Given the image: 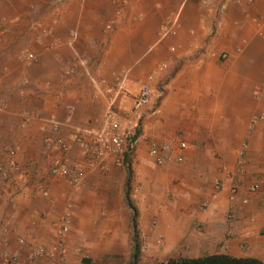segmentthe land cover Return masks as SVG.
Returning <instances> with one entry per match:
<instances>
[{
	"label": "crops",
	"instance_id": "obj_1",
	"mask_svg": "<svg viewBox=\"0 0 264 264\" xmlns=\"http://www.w3.org/2000/svg\"><path fill=\"white\" fill-rule=\"evenodd\" d=\"M57 15L5 21L0 263L20 238L25 247L10 264H125L130 205L138 264L209 254L264 264V0H62ZM27 53L34 59L25 64ZM119 77L113 108L139 129L121 166L73 143L66 152L45 147L50 124L66 140L72 126L99 127ZM145 82L151 102L132 111ZM162 144L169 152L149 154ZM67 163L74 184L50 173ZM225 172L237 184L232 200ZM27 247L47 255L28 260Z\"/></svg>",
	"mask_w": 264,
	"mask_h": 264
},
{
	"label": "built area",
	"instance_id": "obj_2",
	"mask_svg": "<svg viewBox=\"0 0 264 264\" xmlns=\"http://www.w3.org/2000/svg\"><path fill=\"white\" fill-rule=\"evenodd\" d=\"M165 29H163L162 33H165ZM33 56L30 53L24 54L20 61L22 63H29L33 61ZM72 71L69 70L68 73ZM122 79L123 77H119L114 80L112 87L107 89V108L104 111L101 124L99 127H81V126H72L70 128V132L67 134V140L63 139L60 134V128L55 124H50L49 128L42 130L47 131V135H44L43 143L45 147H56L61 152H66L68 149L69 143L75 144L78 149L83 154H90L94 159H101L105 157L107 154L112 156L113 163L117 166L122 165V158L132 143V136L137 129L138 120L134 118H122L116 110H114L113 105L116 98L122 92ZM149 81L152 79L149 78ZM152 99V91L148 84V82L141 83L137 87V91L135 95L131 99V110L138 111L143 107L149 106ZM68 116L73 111L72 107L66 108ZM178 140L177 146L182 149L184 145L182 142H179L180 136L176 137ZM170 145L162 144L157 147L155 145L151 146L149 149V154L151 156H157L159 152H169ZM242 156V151L238 152V157ZM167 160L166 156L162 158H158L159 162H164ZM73 164H59L53 165L50 167L51 174H58L64 177H67L69 184H74L76 180L75 172H73ZM221 171H224L221 169ZM1 172V167H0ZM226 179H228L229 185V199L232 200L237 189V184L235 179L229 174L225 172ZM220 187V181L218 179L212 180V188L214 196ZM204 204H202V207ZM68 222L66 216L62 217L60 230L64 232L65 226ZM18 246L12 253H5L1 259L0 264H10L15 262L18 258L20 252L25 247L22 239L18 238L17 240ZM0 243L3 247L7 246V240L1 238ZM27 259L31 260L35 257H39L42 255H47V253L41 248H33L27 247Z\"/></svg>",
	"mask_w": 264,
	"mask_h": 264
},
{
	"label": "rangeland",
	"instance_id": "obj_3",
	"mask_svg": "<svg viewBox=\"0 0 264 264\" xmlns=\"http://www.w3.org/2000/svg\"><path fill=\"white\" fill-rule=\"evenodd\" d=\"M61 1L62 0H0V49L8 47L6 42L7 33H12L6 24L8 19H18L24 22L29 21V19H58V15L56 16V9ZM32 27H37V24L32 25ZM22 41L23 40L16 38L15 45L22 48ZM2 53H4V51H1L0 54ZM163 260L158 261L157 264H161Z\"/></svg>",
	"mask_w": 264,
	"mask_h": 264
},
{
	"label": "trees",
	"instance_id": "obj_4",
	"mask_svg": "<svg viewBox=\"0 0 264 264\" xmlns=\"http://www.w3.org/2000/svg\"><path fill=\"white\" fill-rule=\"evenodd\" d=\"M139 135V129L135 130L132 141ZM126 202H128L126 200ZM129 204V203H128ZM131 210V256L125 264L139 263V240L134 225V209ZM161 264H262L259 260L250 257H233L226 254H209L195 258L168 257Z\"/></svg>",
	"mask_w": 264,
	"mask_h": 264
}]
</instances>
